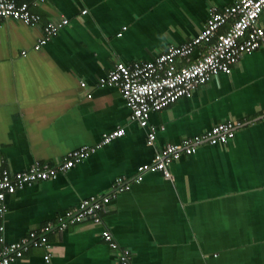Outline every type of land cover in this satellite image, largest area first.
I'll list each match as a JSON object with an SVG mask.
<instances>
[{"label": "crops", "instance_id": "obj_1", "mask_svg": "<svg viewBox=\"0 0 264 264\" xmlns=\"http://www.w3.org/2000/svg\"><path fill=\"white\" fill-rule=\"evenodd\" d=\"M13 1L26 3L40 21L26 27L0 20V170L55 165L116 128L124 135L68 171L8 196L0 217L4 243L54 223L83 199L110 193L114 179L131 180L165 144L223 121L241 127L224 145H199L180 156L170 179L145 173L110 198L100 225L85 220L48 233L47 263L43 249L30 248L10 264H117L120 249L130 264H264V46L242 56L230 74L150 112L151 145L119 91L97 85L117 62H150L189 41L203 28L208 8L235 0ZM60 18L68 24L34 51L41 26ZM203 50L196 47L190 61ZM104 229L116 250L101 240Z\"/></svg>", "mask_w": 264, "mask_h": 264}, {"label": "built area", "instance_id": "obj_2", "mask_svg": "<svg viewBox=\"0 0 264 264\" xmlns=\"http://www.w3.org/2000/svg\"><path fill=\"white\" fill-rule=\"evenodd\" d=\"M80 13L84 14L85 11ZM207 14L203 28L189 41L168 47L150 62H117L98 80L99 87L110 86L119 91L130 120L146 131L147 145H151L155 138L154 129L148 126L150 112L161 111L180 98L190 97L195 87L209 82L218 74H230L232 66L242 56L264 46V0H235L220 10L210 7ZM0 20L16 21L26 27H35L40 21L38 15L28 10L26 3H16L13 0H0ZM67 24L68 21L63 18L56 23L43 24L32 49L36 51L47 44L58 30ZM198 46L204 47L203 52L190 61L192 52ZM180 59L184 63L177 66L175 63ZM79 85L84 86L83 83ZM261 114L264 117V108L261 109ZM239 127V121H223L198 135L165 144L154 150L148 163L136 167L131 180L114 179L110 193L79 201L57 217L54 223L46 224L39 231H30L15 242L4 243L0 236V264H10L21 259L30 248L43 249L46 253L43 254L42 260L47 263L50 250L48 233L53 230H65L68 226L85 220L100 225V212L115 194L128 191L130 184L139 183L145 173H159L162 178L170 179V165L180 156L193 154L199 145H224L233 138L235 130ZM159 130H162V127H159ZM123 135L124 130L116 128L101 135L95 145L81 146L67 152L55 165L35 162L24 171L9 172L1 169L0 217L5 212V200L8 196L68 171L94 150ZM100 237L110 249H117L116 243L105 229L100 232ZM128 255L126 249H120L116 255L117 264H130Z\"/></svg>", "mask_w": 264, "mask_h": 264}]
</instances>
